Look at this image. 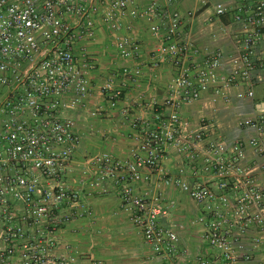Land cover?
Wrapping results in <instances>:
<instances>
[{
    "label": "built area",
    "instance_id": "1",
    "mask_svg": "<svg viewBox=\"0 0 264 264\" xmlns=\"http://www.w3.org/2000/svg\"><path fill=\"white\" fill-rule=\"evenodd\" d=\"M101 29L116 52L93 112ZM165 64L163 97H133ZM114 111L132 147L78 160L80 119ZM108 198L146 264H264V0H0V264H104Z\"/></svg>",
    "mask_w": 264,
    "mask_h": 264
},
{
    "label": "crops",
    "instance_id": "2",
    "mask_svg": "<svg viewBox=\"0 0 264 264\" xmlns=\"http://www.w3.org/2000/svg\"><path fill=\"white\" fill-rule=\"evenodd\" d=\"M138 6H146L152 0H133ZM134 8L129 9L128 21L134 26L133 35H136L138 38L143 39L147 44L148 52L151 54L159 55L160 54V45L152 39L149 32V25L144 20L137 19L132 12ZM126 34V33H124ZM91 51L95 55L97 61L99 62V70L94 75L93 86L96 93V99L93 103V112L97 111V107L102 101L100 95L101 86L109 79L111 70L114 67L115 61V46L113 35L110 34L105 29H101L98 34L97 40L92 43ZM143 72L139 78L138 85L132 91V96L136 97L143 94L146 98L151 96L163 97L164 88L166 83L170 79V75L167 69L166 64L162 66L161 70H158L154 73H148L144 68ZM95 117L101 123H107L108 128L103 132H96L100 141L103 143L104 149H109L114 152H126L132 147V140L130 138V131L126 126H123L121 123L120 115L117 111L111 113V116L99 119L96 116H88V118ZM87 118V121H88ZM81 124L80 128L83 132V138L87 140L88 136L86 129V122L83 121V118L80 119ZM108 133L104 137L105 133ZM93 136V132L90 133ZM103 149V148H102ZM103 149V150H104ZM98 153V152H97ZM94 154H91L88 150H79L77 159L80 161L84 160V157H93ZM95 210H96V234L99 236V242L102 246L107 249L110 248L112 252L105 254V257L112 259V257H129V262L133 259L137 261L145 260L147 254V247L139 239L134 237L132 234L130 223L126 220L125 216L119 212L118 202L114 198L108 199H97L94 201ZM131 226V227H130ZM133 228V227H132ZM138 235V234H137ZM139 236V235H138ZM142 240V239H141ZM144 244V249L142 246ZM121 248V249H119ZM130 259V257H133ZM122 262H125L122 260ZM145 262V261H144ZM146 264V263H145Z\"/></svg>",
    "mask_w": 264,
    "mask_h": 264
},
{
    "label": "rangeland",
    "instance_id": "3",
    "mask_svg": "<svg viewBox=\"0 0 264 264\" xmlns=\"http://www.w3.org/2000/svg\"><path fill=\"white\" fill-rule=\"evenodd\" d=\"M188 7V4L186 5ZM75 119H77L76 115H72ZM105 127L108 128V124L107 123H101L98 119H96L95 117L93 118H88V121L86 122V129H87V134L86 136H88L87 140L85 139V137L82 140V150L84 151L85 149L88 150L91 154H96L97 152L101 151L104 149L103 147V143L100 141L98 134L96 132H98V130L100 132H103L105 129ZM93 132V136H91L90 133ZM243 134L240 132H236L234 136H242ZM103 148V149H102ZM131 227V226H130ZM132 231V234H134V237L139 239L140 242H142V238L140 236L137 235L136 231L134 230V228H130ZM95 242H94V250L93 252L95 253L97 258H101V261L104 264H145L144 259L141 261H137L136 259H133V257H130V259L132 260L129 262V258L128 256L125 257H117L114 256L112 257V259H109L108 257H105V254H109L111 251L110 248L105 249L101 242H99V236H97V234L95 235ZM91 244V240L89 241ZM86 245L88 246V243H86ZM143 249H144V244L142 243ZM121 249V248H119ZM122 260H124L125 262H122Z\"/></svg>",
    "mask_w": 264,
    "mask_h": 264
}]
</instances>
